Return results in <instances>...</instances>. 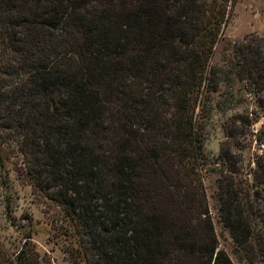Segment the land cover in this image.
<instances>
[{
  "label": "trees",
  "instance_id": "trees-1",
  "mask_svg": "<svg viewBox=\"0 0 264 264\" xmlns=\"http://www.w3.org/2000/svg\"><path fill=\"white\" fill-rule=\"evenodd\" d=\"M234 2L0 0V139L59 208L69 264H232L199 170L218 86L263 88L264 33L210 64ZM244 123L223 125L212 197L237 257L264 264V148L241 180ZM29 238L0 264H50Z\"/></svg>",
  "mask_w": 264,
  "mask_h": 264
},
{
  "label": "rangeland",
  "instance_id": "rangeland-1",
  "mask_svg": "<svg viewBox=\"0 0 264 264\" xmlns=\"http://www.w3.org/2000/svg\"><path fill=\"white\" fill-rule=\"evenodd\" d=\"M264 0H235L230 17L223 28L222 40L216 44L210 64L227 67L223 55L232 42H241L249 35L263 36ZM244 83L232 87L220 84L212 96L209 117L205 121L203 154L204 164L199 170L207 210L212 222L217 248L224 251L232 264H246L237 257L231 239L217 221L215 203L212 197L216 177V156L223 141V125L230 116L239 114L250 124L240 125L241 137L238 145L240 178L250 181L249 171L252 159L264 148V81L257 93ZM260 140V144L257 141ZM263 143V144H262ZM22 158L14 144L0 139V246L7 252H15L23 237L29 241L40 256H45L50 264H69L65 250L68 238L64 237L65 222L54 203L33 189L25 175Z\"/></svg>",
  "mask_w": 264,
  "mask_h": 264
}]
</instances>
